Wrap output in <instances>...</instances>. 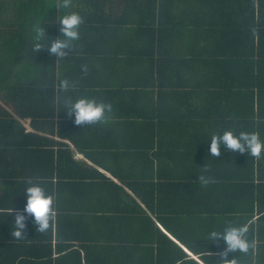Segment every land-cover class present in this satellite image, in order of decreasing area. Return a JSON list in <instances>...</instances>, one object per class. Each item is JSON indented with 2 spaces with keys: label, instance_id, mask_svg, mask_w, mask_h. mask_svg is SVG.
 <instances>
[{
  "label": "crops",
  "instance_id": "0c3cea01",
  "mask_svg": "<svg viewBox=\"0 0 264 264\" xmlns=\"http://www.w3.org/2000/svg\"><path fill=\"white\" fill-rule=\"evenodd\" d=\"M235 1L254 3L264 21V0H68L67 9L64 0H0V207L13 209L0 215V264H170L175 246L158 227L188 258L218 264L223 241L200 237L224 220L250 222L252 243L226 258L264 264V154L240 162L221 148L212 158L204 142L214 104L206 108L203 88L214 76L197 53L219 45L203 34L214 38ZM66 11L83 17L73 50L33 51L37 26L54 38ZM262 66L254 125L264 139ZM64 76L77 86L63 95L110 101L108 119L78 125L59 109ZM204 164L207 185L197 179ZM26 176L54 193L56 217L41 232L28 216L17 240L10 230Z\"/></svg>",
  "mask_w": 264,
  "mask_h": 264
},
{
  "label": "clouds",
  "instance_id": "9594fccd",
  "mask_svg": "<svg viewBox=\"0 0 264 264\" xmlns=\"http://www.w3.org/2000/svg\"><path fill=\"white\" fill-rule=\"evenodd\" d=\"M59 7L69 8L68 0H64ZM60 25L59 34L52 39L45 35V27L38 25L36 35L33 38L32 50L46 48L54 57L64 58L73 50L75 43L80 38V25L83 17L77 11H66L55 20ZM77 86L75 79L64 76L59 79L55 87L61 94L58 97L59 109L67 110L75 124H92L108 119L113 111L112 103L103 98L90 95H80L69 98L63 95ZM207 152L214 158L221 148L228 152L247 153L253 157L264 154V139L256 130L241 128L235 130L232 127H216L208 130L206 141ZM205 165V164H204ZM207 166L200 171L197 179L201 185L212 182L213 177L207 175ZM25 197L22 209L15 211L14 221L10 230L11 237L24 239V229L28 216L38 231H46L51 222L55 220L56 208L53 206L54 193L46 189L45 183L31 176L24 177L18 186ZM13 209L10 206L0 208V215L7 216ZM250 222L237 223L224 220L219 224L210 225L200 237L206 241L222 240L224 247L220 253L218 264H241L237 255L226 258L229 252L247 253L252 247L248 238ZM202 255L210 257L212 253L207 249H201ZM201 264H208V260H201Z\"/></svg>",
  "mask_w": 264,
  "mask_h": 264
},
{
  "label": "trees",
  "instance_id": "16d2710c",
  "mask_svg": "<svg viewBox=\"0 0 264 264\" xmlns=\"http://www.w3.org/2000/svg\"><path fill=\"white\" fill-rule=\"evenodd\" d=\"M232 3L238 4H231L228 10L222 11L221 16H217L219 13L215 15L224 20L221 18L219 23L214 22V38L212 35L203 34L206 41L214 40V44L219 45H214V50L204 48L202 52L197 53L203 63L204 76H214L213 82L204 83V91L211 92L210 96L204 98V104L206 108H210L213 103L214 109L210 114L203 116V127L209 124L214 125V128L232 127L239 130L249 125V130H255L254 118L259 116L255 112L254 103L256 91L260 87L259 74L264 64V21L260 18V12L255 10L254 3L251 6L249 4V7L237 1ZM261 11L264 12L263 8ZM230 14V20H227L225 16ZM258 23L262 26H256ZM228 154H235L233 160L238 158L242 161L241 152ZM222 162H229L224 155L219 157V163ZM250 162L252 166L253 157ZM158 230L170 245L175 246L168 248L170 264H199L196 260L188 258L187 253L159 227Z\"/></svg>",
  "mask_w": 264,
  "mask_h": 264
}]
</instances>
